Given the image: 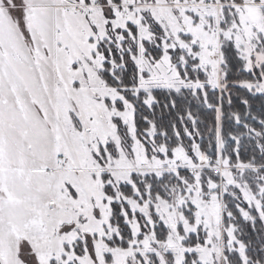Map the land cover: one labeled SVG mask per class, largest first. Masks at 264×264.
I'll return each mask as SVG.
<instances>
[{
	"label": "snow or ice",
	"instance_id": "1",
	"mask_svg": "<svg viewBox=\"0 0 264 264\" xmlns=\"http://www.w3.org/2000/svg\"><path fill=\"white\" fill-rule=\"evenodd\" d=\"M0 264H264V0H0Z\"/></svg>",
	"mask_w": 264,
	"mask_h": 264
}]
</instances>
